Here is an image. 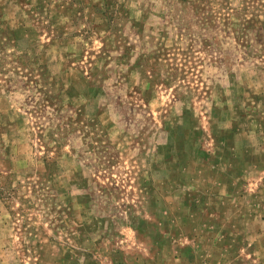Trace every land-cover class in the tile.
<instances>
[{
    "label": "rangeland",
    "instance_id": "obj_1",
    "mask_svg": "<svg viewBox=\"0 0 264 264\" xmlns=\"http://www.w3.org/2000/svg\"><path fill=\"white\" fill-rule=\"evenodd\" d=\"M0 264H264V0H0Z\"/></svg>",
    "mask_w": 264,
    "mask_h": 264
}]
</instances>
